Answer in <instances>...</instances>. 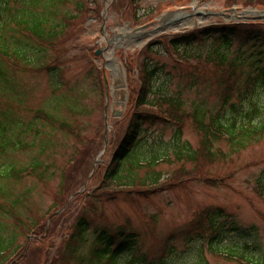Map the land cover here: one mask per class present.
I'll list each match as a JSON object with an SVG mask.
<instances>
[{"label":"rangeland","instance_id":"374dc122","mask_svg":"<svg viewBox=\"0 0 264 264\" xmlns=\"http://www.w3.org/2000/svg\"><path fill=\"white\" fill-rule=\"evenodd\" d=\"M5 1L0 0V28L6 21L1 29H8L4 34L8 45L23 40L20 45L28 50L30 63L19 60L18 70L6 63L8 76L0 78V139L5 126V137L14 134L13 139L27 142L17 148L11 144L1 153L0 173L40 161L38 173L42 174L6 179L0 175V207L15 215L12 218L0 210L1 233L5 238L17 234L13 249L24 246L17 264H100L103 258L93 251L102 247V235L113 239L111 248L130 237L118 264L127 260L133 264H246L207 246L212 229L203 217L205 225L197 224L206 209L222 210L223 216L215 218L222 228L217 247L264 264V196L258 191V182L264 180V135L238 151H232L226 140L216 142L214 150L221 148L222 154L213 161L198 162L175 153L185 144L192 151L202 146L196 110L205 113L206 123L218 112L230 115V102L223 106L228 85L234 86L230 99L237 106L245 108L256 98L245 81L248 75L256 76L250 64L260 59L263 47L247 44L240 49V42H233L229 57L237 63L240 57L249 58L245 74L235 76L238 84L233 85L224 67L216 68L218 40L196 44L186 63L178 61L169 46L177 34L210 25L264 21V6L246 5L247 0H56L50 4L55 14L46 24L56 26V37L37 40L23 37L10 19L20 2L9 0L6 10ZM149 44L150 50L145 51ZM179 53L186 57L184 48ZM144 57L156 70L150 94L153 103L163 97L177 104L180 100V111L186 115L181 123L158 119L153 125L142 124V155H156L158 161L136 170L137 186L118 190V185L104 183L102 177L137 109L132 107L136 71ZM259 66L264 67V57ZM105 79L110 87L108 127ZM258 102L259 118L264 120V89ZM163 106L168 107L164 102ZM40 111L56 122L37 116ZM115 111L120 116L112 115ZM60 122L79 135L60 129ZM18 123L22 128L15 132ZM181 168L187 174L176 176ZM152 170L162 174L159 184L163 187L147 194L141 180ZM82 218L85 230L80 238L77 230Z\"/></svg>","mask_w":264,"mask_h":264},{"label":"trees","instance_id":"16d2710c","mask_svg":"<svg viewBox=\"0 0 264 264\" xmlns=\"http://www.w3.org/2000/svg\"><path fill=\"white\" fill-rule=\"evenodd\" d=\"M20 2V7H14L17 12L10 16V19L18 26L20 27V31L22 33L23 37L31 38L34 36H37L40 38V40L46 38L45 36L48 35L50 38L56 37V26L52 24V26L48 27L46 24L49 25L50 17L51 15H54L55 12L51 10V3L52 5L55 4L56 0H17ZM234 3H236V0H232ZM8 3V4H7ZM252 3L255 6H264V0H260L257 2H254V0H247L246 5H250ZM9 0H6L4 4H2L3 8L10 9L8 7ZM12 7V8H13ZM55 7V6H54ZM53 8V7H52ZM0 10H3L0 8ZM6 21L4 22V29L6 28ZM257 27L259 29H257ZM0 28V36L1 43H0V78L3 79L7 77L8 75V66L6 63L11 64V66L14 69H21V66L17 64L19 60L23 62L25 65H29L30 59L26 60V56L28 55V50L24 49V46L20 45L21 38H18V42L14 43L16 46L8 45L6 36L4 35L5 32L8 31V29L3 31ZM253 29V31L251 30ZM203 34V37L202 35ZM16 38H14L15 40ZM218 40V41H217ZM240 42V49L243 48L244 45L251 44L252 47L254 46H261L264 48V23H256V24H246L241 26H229V25H217L209 27L208 29L201 32L195 31L186 35H176L175 38L171 39V43H173L178 48H184L186 50V57L192 58L194 55L192 52H194L193 47L198 44L199 42H203L204 45H206L208 42L211 44H214L215 41L218 42L217 48H215L214 52L216 56L219 59V62L217 64V69L220 70V68H223L227 72V79H232V76H242L245 73L244 67L245 62L249 58H242L240 57L238 60H241L240 63H237V60L232 59L229 57L228 50L233 45L234 41ZM3 43V44H2ZM263 48L260 50L259 60H254L252 65L250 64L251 68H253L256 72V78H254V84L252 86V89L250 90V93L255 94L256 98L254 100H249L246 104H244L245 108H242L240 106H237L236 103L231 102L230 104V115L229 116H216V118H213L209 123H206V115L205 113H202V111L199 109L195 111L196 114V123L197 128L203 133V139H202V146L200 149L192 151V148L185 144V146L178 151H176V155L181 158L184 154V158H189L193 160H206V161H213L216 158H220V155L222 154V149L219 148L218 150H214V145L218 141L226 140L227 144L231 147L232 151H238L242 148H246L252 141L258 140L259 137L264 135V120L259 118L260 111L262 107L260 106V102H258V97L262 89H264V67L259 66L260 62H262L264 57V50ZM211 54V53H210ZM188 55V56H187ZM192 55V56H190ZM244 55V53H242ZM197 57H200L199 55H195ZM262 56V57H261ZM14 57V58H13ZM13 58V59H12ZM213 58V57H212ZM29 61V62H27ZM240 71V73H236L237 71ZM241 69V70H240ZM221 71V70H220ZM231 71V72H230ZM141 79L146 82L148 73L151 75H154L156 73V70H151L149 68V64L147 66H144L143 69L140 70ZM231 73V74H230ZM252 78V77H251ZM256 79V81H255ZM227 80V81H228ZM137 91V90H136ZM258 96V97H257ZM161 99H164L163 101ZM159 99L161 102L159 104L162 106V102H172L171 100H168L166 98ZM229 99H227V103L229 102ZM178 104L175 103L176 100L171 104V106L174 107V113H176V119L180 122H182L181 119L184 118L186 115L184 112H181L180 109V100H178ZM246 101V100H245ZM244 101V102H245ZM142 105H151L149 103V100L147 99V96L144 95V87L141 88L139 91H137V95L134 98L133 108H137L134 110V112L130 115L129 123L127 126V129L125 131V135L122 137L121 142L115 151V153L112 156V160L110 163V167L108 170L104 173V176L102 177V181L107 178L110 179L111 184H116L118 190H127L130 189V187L137 186L136 183L137 180V172L139 168L143 167L141 164L144 162L146 163V166L153 167V165L158 160V156L152 155L149 158H144L142 155V149L140 145L141 142L136 143V147L129 153L128 149L130 145H135L136 142V133L138 131V124L144 123V121L152 120L154 122L155 117L150 112H143V110H140L139 106ZM145 108V107H144ZM242 108V109H241ZM147 109V108H146ZM153 110V109H148ZM147 111V110H146ZM155 111V110H154ZM140 112V113H139ZM147 113L149 115H147ZM156 114V113H155ZM46 116V120L50 122V124H54L56 121L53 120L49 115ZM146 118V119H145ZM15 128V132L20 131L22 128L21 124L18 123V125ZM29 127V126H28ZM1 133H3V137L0 139V156L1 153L4 152L5 149H8L11 144H13L12 147L15 146V148L19 146L27 145V142H22V140L13 139L12 137H16L14 134L11 137H5V134L7 133V128L5 126L1 127ZM30 128V127H29ZM59 128H69L70 132L73 131V128L71 126L67 125V123L60 122ZM181 128H179L178 132L181 133ZM178 141L180 138H177ZM141 143V144H140ZM133 145V146H134ZM86 151V150H85ZM41 166L40 161H35L31 165V173L32 175L40 176L42 174L38 173L39 168ZM121 166V167H120ZM121 169H118V168ZM27 168L24 167L22 169H17L16 167H10L5 172L3 171L0 173L3 179L6 178H13L14 176L19 177V175L22 172L27 171ZM118 169V170H117ZM116 171V172H115ZM198 171V170H197ZM196 171V172H197ZM181 174V176L187 174L186 169L181 168L180 172L176 174ZM196 174V173H195ZM162 174L160 172L155 171H149L147 176L144 180H141V184L143 187H146V191H150L153 187L159 186V182L162 179ZM260 184V190L261 194L264 196V180L259 181ZM1 190V189H0ZM139 191H142L139 190ZM1 192V191H0ZM4 209V207H0V210ZM5 211V209L3 210ZM8 216H11L12 218H15V215L12 212L5 211ZM221 217L222 210L213 211L210 217V224L214 229L217 227H220V225L216 224L215 218ZM83 219V218H82ZM85 220H81L78 225V237H82L83 232L85 230ZM20 225V223L17 221V225ZM2 229L4 230V225L0 223V264H17L15 253L16 249H13L12 245L15 243L16 240V233H13L11 237L5 238L2 232ZM73 238H75L74 232L72 233ZM130 238V237H129ZM127 238V240H124L122 243V248H117L113 251V254L111 256L114 258L116 264L118 256L121 255L123 249L128 245V241L130 239ZM101 243L93 251L94 254L99 257L103 258L107 254H109V250L113 244V240L111 238L106 237V235H102V238L99 240ZM245 247L248 248V244H245ZM235 250H229V253L235 254ZM239 254V253H236ZM249 260V259H248ZM127 262H130L129 264H133L132 261L127 260ZM19 264V263H18Z\"/></svg>","mask_w":264,"mask_h":264},{"label":"water","instance_id":"95a60500","mask_svg":"<svg viewBox=\"0 0 264 264\" xmlns=\"http://www.w3.org/2000/svg\"><path fill=\"white\" fill-rule=\"evenodd\" d=\"M98 54H99V52H98ZM107 91H108V87H107ZM107 126H108V120H107Z\"/></svg>","mask_w":264,"mask_h":264}]
</instances>
